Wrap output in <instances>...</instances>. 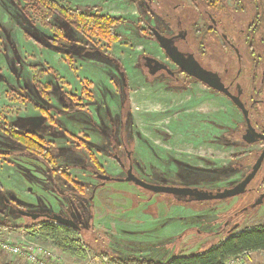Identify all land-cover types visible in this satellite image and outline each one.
<instances>
[{"label": "rangeland", "instance_id": "obj_1", "mask_svg": "<svg viewBox=\"0 0 264 264\" xmlns=\"http://www.w3.org/2000/svg\"><path fill=\"white\" fill-rule=\"evenodd\" d=\"M53 1L59 7L48 18L35 0H0V243L54 246L67 254L68 264H95L105 252L167 262L178 253L208 250L235 223L236 230L263 225L264 199L244 209L251 191L186 202L95 176L98 169L124 178L132 165L135 175L156 185L214 191L235 184L259 187L260 173L245 183L260 147L242 141L240 111L192 78L151 75L141 58L156 57L173 68L148 37L149 26L176 33V16L184 14L193 50L214 65L217 38L203 27L209 24L205 7H198L204 2ZM249 1H225L230 7L235 2L237 26L249 19L242 9ZM259 1L264 4L254 3ZM90 14L112 19L117 36L111 28L107 33L90 25ZM217 17L229 30L227 16ZM103 32L108 38L99 36ZM5 126L44 138L61 170L52 172ZM18 208L73 219L80 230L72 237L83 256L42 238L36 225L46 217L33 220ZM243 264H264V252L248 253Z\"/></svg>", "mask_w": 264, "mask_h": 264}, {"label": "flooded vegetation", "instance_id": "obj_2", "mask_svg": "<svg viewBox=\"0 0 264 264\" xmlns=\"http://www.w3.org/2000/svg\"><path fill=\"white\" fill-rule=\"evenodd\" d=\"M225 1L202 0L204 5L202 3V5H198V7H205L203 12H205L204 14L209 23L208 25L204 24L203 27L205 26V29L212 32L217 38L216 43L218 46L214 65H209L204 60L201 52L198 54L193 50L188 38V30L185 28L184 14L176 16V33L166 34L153 26H149L151 35L148 37L157 42L165 59L173 65L174 69L168 63L149 55H145L146 60L143 63L151 75L165 73L176 80L179 79L180 75L185 78H192L213 92L227 98L242 115V120L245 124L240 133L242 141L248 147L257 145L260 147L255 164L264 151V4L260 1L254 3V0H250L248 5L244 4L242 9L249 19L242 25L237 26V20L235 19L236 10L234 9L235 2L230 7L226 5ZM150 2L153 3L151 0ZM212 9L216 13H211ZM217 15L227 16V20L231 21L229 30H227L225 22L220 18L218 19ZM152 28H155V30H152ZM157 34L164 37V42H160ZM171 52L178 56L182 64L171 58ZM149 58H152V60ZM148 63H151L153 67L158 66L153 69ZM189 70H196L214 77L220 88L209 86L191 75ZM223 88L227 89L230 94L225 93ZM118 161L120 160L118 159ZM253 167H251L250 172ZM256 173L257 176L259 173L262 175L259 187L246 188L245 192L235 196L240 197L250 191L252 192V201L249 205L244 206V209L255 207L256 203L264 199V190H260L264 187V158ZM244 209L241 211H245ZM237 224L235 223V225ZM225 225L228 226V222ZM235 225H233L231 230H233Z\"/></svg>", "mask_w": 264, "mask_h": 264}, {"label": "trees", "instance_id": "obj_3", "mask_svg": "<svg viewBox=\"0 0 264 264\" xmlns=\"http://www.w3.org/2000/svg\"><path fill=\"white\" fill-rule=\"evenodd\" d=\"M35 2L40 5V9L43 13L48 15V18L53 16L59 7L53 0H35ZM63 10L62 8L60 13H64L65 11ZM86 19L90 25L98 24V27L101 29L106 28L108 30V28H111L113 32L108 30L107 33L110 32L113 36H117L114 34V23H111L112 19L101 17L100 14H90ZM101 24H103V26H101ZM94 29L97 28L91 26L90 30L93 31ZM99 36L108 38L106 37L108 36L106 33L105 35ZM143 56H141L142 59ZM5 129L13 139L24 145L28 153L41 157L52 169V172L55 173L61 170V167L55 165V157L53 156L54 154L50 143L48 145V142L46 143L44 138L30 132L23 133L13 126H9V128L5 126ZM94 172H99V170L94 169ZM46 219L36 225L37 233H39L42 238L53 241L54 244L63 251L72 255L83 256L84 252L82 249L79 250V241L72 237V234L77 233V230L67 225L56 223L51 219ZM254 251L264 252V224L247 227L242 230L233 229L223 240L212 245L208 250L189 255L178 253L167 262L138 257L124 259L109 255L105 252L97 255L95 264H226L227 261L234 256L244 252Z\"/></svg>", "mask_w": 264, "mask_h": 264}, {"label": "water", "instance_id": "obj_4", "mask_svg": "<svg viewBox=\"0 0 264 264\" xmlns=\"http://www.w3.org/2000/svg\"><path fill=\"white\" fill-rule=\"evenodd\" d=\"M152 30H155V28H152ZM157 37L159 38L160 42H164L163 36H160L159 34H157ZM170 56L172 59L182 64L181 60L178 59V56H176L174 52H171ZM149 59L152 60V58H149ZM143 60H146L145 55L143 56ZM189 72L191 75L203 81L204 83H207L209 86L213 88H220L218 82L216 81V79H214V77L207 75L203 72L196 71V70H189ZM223 91L227 93L228 95L230 94L227 89L223 88ZM263 158H264V151L261 153L259 159L254 164L253 170L246 177L245 183H249L251 181L253 175L259 169ZM126 173H127L126 177L120 178V177H113L107 174L95 172L96 177L103 180V183L109 182V181H117V182L129 181L139 186L140 188L146 189L152 193H163V194L174 195L177 200H183L186 202H191L192 200H200L205 197L213 198V199H221L225 197H235L245 192L247 188V184L243 187L236 184L234 187H228V188H223L221 190L214 191V190H203V189L193 188V187L180 188V187H174V186H169V185H156V184L148 183L142 178L135 175L132 171V165L126 170ZM17 212L23 216L30 217L33 220L44 216L48 219L53 220L56 223L67 225L69 227H72L73 229L80 230V226L73 219L56 214V213L52 215L37 214V213L27 212L21 208H18ZM237 226L238 225H235L233 229H236Z\"/></svg>", "mask_w": 264, "mask_h": 264}, {"label": "built area", "instance_id": "obj_5", "mask_svg": "<svg viewBox=\"0 0 264 264\" xmlns=\"http://www.w3.org/2000/svg\"><path fill=\"white\" fill-rule=\"evenodd\" d=\"M1 250L19 257L25 264H68L54 251L52 247L37 242L28 244L3 241ZM250 252H244L230 258L226 264H243L245 256Z\"/></svg>", "mask_w": 264, "mask_h": 264}, {"label": "crops", "instance_id": "obj_6", "mask_svg": "<svg viewBox=\"0 0 264 264\" xmlns=\"http://www.w3.org/2000/svg\"><path fill=\"white\" fill-rule=\"evenodd\" d=\"M15 239L18 240L21 238L17 237ZM31 242H34V241H31ZM14 243L28 244V243H30V241H23V242L14 241ZM46 246H48V245H46ZM52 248L59 255L60 258L66 257L67 254L60 253V252H62V251H60V249H58L54 246ZM0 264H25V263H23V261L19 257L0 249Z\"/></svg>", "mask_w": 264, "mask_h": 264}]
</instances>
